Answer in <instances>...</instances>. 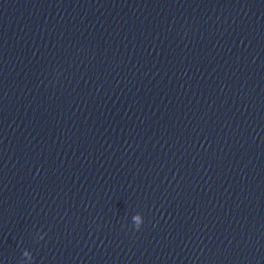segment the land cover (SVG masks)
I'll return each instance as SVG.
<instances>
[{
  "label": "water",
  "instance_id": "95a60500",
  "mask_svg": "<svg viewBox=\"0 0 264 264\" xmlns=\"http://www.w3.org/2000/svg\"><path fill=\"white\" fill-rule=\"evenodd\" d=\"M170 264H264V0H222Z\"/></svg>",
  "mask_w": 264,
  "mask_h": 264
}]
</instances>
